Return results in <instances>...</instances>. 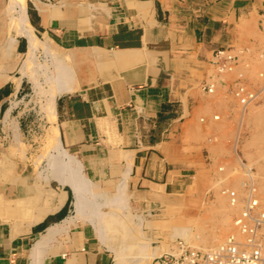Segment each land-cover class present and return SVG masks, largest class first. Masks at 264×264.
I'll return each instance as SVG.
<instances>
[{
	"label": "crops",
	"instance_id": "1",
	"mask_svg": "<svg viewBox=\"0 0 264 264\" xmlns=\"http://www.w3.org/2000/svg\"><path fill=\"white\" fill-rule=\"evenodd\" d=\"M24 4L21 24L0 0V264H116L105 244L129 233L125 216L162 219L189 180L198 194L218 192L217 180L232 186L242 134L264 120V0ZM29 35L35 53L47 39L63 60L50 112L45 94L30 102L21 72ZM217 49L236 56L228 70L217 71ZM236 84L255 98L244 105ZM73 176L83 183L79 213Z\"/></svg>",
	"mask_w": 264,
	"mask_h": 264
},
{
	"label": "rangeland",
	"instance_id": "2",
	"mask_svg": "<svg viewBox=\"0 0 264 264\" xmlns=\"http://www.w3.org/2000/svg\"><path fill=\"white\" fill-rule=\"evenodd\" d=\"M8 7L11 8L7 5V10L10 9ZM61 58L50 48L48 51L35 53V62L29 66L27 74L29 80L30 77L36 78L41 92L36 94L31 87L30 102L34 99L35 105L41 104V100H37L52 87L51 79H54L56 73L59 72L62 79L65 70ZM242 135L247 136V148H243V158L239 155L240 166L238 171H234L238 176L233 178L231 187H222L221 181L217 180L215 186L220 185L218 192L205 188L198 194V182L189 180L188 192H183L179 197H169L167 211L163 212L162 219L155 212H135L130 218L129 215L123 218L130 225V243H124V239H120L122 242L119 241L121 243L117 245L124 253V260L120 264H152L156 256L174 251L179 246V241L184 242V247L204 249L219 244L229 234L238 235L232 222L241 210V202L237 200L230 204L229 192H234L235 197L241 198L243 192L252 191L256 196L264 198V120L263 124L253 125L248 133ZM40 139L42 140V134ZM171 233L179 234L171 236ZM110 244L112 245L109 241L105 247L115 258Z\"/></svg>",
	"mask_w": 264,
	"mask_h": 264
},
{
	"label": "built area",
	"instance_id": "3",
	"mask_svg": "<svg viewBox=\"0 0 264 264\" xmlns=\"http://www.w3.org/2000/svg\"><path fill=\"white\" fill-rule=\"evenodd\" d=\"M235 60L236 56L229 49L213 52L218 72L228 70ZM206 90L211 91V87ZM234 94L243 104L255 98V94L241 84L235 85ZM229 196L230 204L241 202V210L233 220L238 235L229 234L207 249L184 247L183 241H179L174 251L156 256L152 264H264V198L252 191L243 192L241 198L235 197L234 192H229Z\"/></svg>",
	"mask_w": 264,
	"mask_h": 264
},
{
	"label": "bare ground",
	"instance_id": "4",
	"mask_svg": "<svg viewBox=\"0 0 264 264\" xmlns=\"http://www.w3.org/2000/svg\"><path fill=\"white\" fill-rule=\"evenodd\" d=\"M9 4H10V6H11V8L13 9V7L15 8L16 7V13H17V20L22 24H26V22H25V4H24V0H9ZM8 8H10V7H8ZM20 24V25H21ZM26 26V25H25ZM22 27V26H21ZM27 28V27H26ZM24 35H25V33H24ZM30 36V35H29ZM44 41V40H43ZM37 43H38V41H37V39L33 36V35H31L29 38H28V50H27V52H26V55H25V58H24V60H23V63H22V66H21V72H25V70L26 69H28L29 68V66L31 65V64H33V62H35V51H36V48H37ZM44 50H46V51H48V48H49V41L46 39L45 40V42H44ZM240 52V51H239ZM261 56H262V54H260ZM240 56V55H239ZM241 57V56H240ZM259 57V56H258ZM249 64V63H248ZM246 65V64H245ZM244 66V65H243ZM255 66V65H254ZM232 68V67H231ZM256 68V67H255ZM258 68V67H257ZM232 70V69H231ZM234 70V69H233ZM228 72H230V71H228ZM230 74V73H229ZM23 75V74H22ZM46 76V75H45ZM237 76H238V74H237ZM47 77V76H46ZM30 82H31V87L33 88V90L35 91V93L36 94H39L40 92H41V88H40V84L38 83V81L36 80V78H33V77H30ZM63 80L61 79V76H60V74H59V72L58 73H56L55 75H54V79L52 80L51 79V85H52V87L49 89V90H47L44 94H45V96H46V106H45V110L47 111V112H50L51 111V105H52V102H53V99H54V97L57 95V94H59L61 91H63L64 89H63ZM48 86V85H47ZM46 86V87H47ZM262 86V85H261ZM264 86V85H263ZM262 86V87H263ZM245 88V87H244ZM259 92V91H258ZM256 94V93H255ZM262 95V94H261ZM259 96V95H258ZM44 97V96H43ZM262 101V100H261ZM42 103V102H41ZM256 104V103H255ZM245 105V104H244ZM259 105V104H258ZM243 108V107H242ZM52 116V115H51ZM51 119V118H50ZM55 119V118H54ZM50 121V120H49ZM240 121V120H239ZM239 123V122H238ZM240 124V123H239ZM238 130V129H237ZM50 131V130H49ZM52 131V130H51ZM236 137V136H235ZM49 139L50 140H55V142H56V140H57V134H56V132L53 130V132H51L50 133V137H49ZM51 144V143H50ZM59 154V153H58ZM56 155V154H55ZM53 158V157H52ZM61 158V157H60ZM66 159V158H65ZM51 160V159H50ZM55 160V159H54ZM56 160H57V158H56ZM74 160V159H73ZM66 161H68V160H66ZM240 161V160H239ZM76 164V163H75ZM77 166V165H76ZM74 168V167H73ZM76 168V167H75ZM77 169V168H76ZM57 170V169H56ZM73 170V169H72ZM75 172V171H74ZM77 172V171H76ZM62 181V180H61ZM64 181V180H63ZM69 183H70V185H71V187H72V190H73V192H74V199H73V205H74V212H76V213H79L80 212V208L82 207L81 206V193L80 192H82L83 191V183L81 182V179L80 178H78V177H71V181H68ZM92 188V187H91ZM91 188H90V190H91ZM250 188V187H249ZM91 194V193H90ZM84 195V194H83ZM94 195H95V193H94ZM84 199V198H83ZM86 199V198H85ZM89 202H91V201H89ZM95 202V201H94ZM93 202V203H94ZM84 203H86V202H84ZM83 203V204H84ZM105 203V202H104ZM90 204V203H89ZM94 204H96V203H94ZM110 205V204H109ZM81 206V207H80ZM89 207H91V206H89ZM111 207V206H110ZM113 207H115V206H113ZM93 208V207H92ZM105 208V207H104ZM117 208V207H116ZM96 209H98V208H96ZM120 210V209H119ZM122 211V210H121ZM120 212V211H119ZM108 212H106V214H107ZM123 213V212H122ZM121 213V214H122ZM127 213V212H126ZM124 214V213H123ZM111 215V214H110ZM102 217V216H101ZM101 217H99V214H98V211L97 210H94V212L92 213V215H91V218H90V220L91 221H93V223L96 225V228L98 229V232H100V233H102V229L100 228V225H99V222H98V218L100 219ZM103 217H104V215H103ZM107 217H109V216H105L104 218H107ZM119 217V216H118ZM120 217H121V215H120ZM123 217V216H122ZM113 218V217H112ZM115 219H117L118 220V218H115ZM120 219H122V218H120ZM110 220V219H109ZM114 221V220H113ZM119 221V224L120 223H122L120 220H118ZM123 221V220H122ZM112 222V221H111ZM110 221H109V223H111ZM117 221H115V223H116ZM233 223V222H232ZM104 225H106L105 223H103ZM113 224H114V222H113ZM102 225V224H101ZM108 225V224H107ZM117 225H118V223H117ZM126 225V224H125ZM114 226V225H113ZM119 226H121V224L119 225ZM122 226H124V223H123V225ZM104 227H106V226H104ZM118 227V226H117ZM126 227V226H125ZM128 227V226H127ZM115 228V227H114ZM111 229V228H110ZM116 229V228H115ZM105 230V229H104ZM128 230V229H127ZM176 230V229H175ZM264 230V229H263ZM107 232V231H106ZM111 234H112V232L111 231H109ZM177 232H179V231H177ZM109 233V234H110ZM115 235H114V237H112L111 239H109V240H112L113 242H112V245H111V250H113V252H114V254H115V262H116V264H120V262L122 261V260H124V257H123V252L121 251V249H119V247L117 246L118 245V243H121L122 241L120 240V239H124L123 240V242L125 243V242H129V238H128V236L127 237H125L126 235V233H128V231H126L125 232V234H123V233H121V232H119V229H118V231L117 230H115ZM113 233V234H114ZM180 233V232H179ZM179 233H171L172 235L171 236H175V235H177V234H179ZM108 233H106V235H107ZM108 234V235H109ZM110 234V235H111ZM125 235V236H124ZM228 235V234H227ZM264 236V235H263ZM107 237V236H106ZM115 238V239H114ZM126 240V241H125ZM119 241H121V242H119ZM223 241V240H222ZM130 243V242H129ZM184 243V242H183ZM114 244V245H113ZM139 246V245H138ZM138 246H137V248H138ZM208 247V246H207ZM142 248H144V247H142ZM201 249H203V248H201ZM204 249H207V248H204ZM149 251V250H148ZM123 253V254H122ZM152 254V253H151ZM150 254V255H151ZM154 254V253H153ZM152 254V255H153ZM137 256V255H136ZM154 256V255H153ZM140 257V256H139ZM150 257V256H149ZM142 259H144V258H142ZM148 259V258H147ZM129 262V261H128ZM124 263V262H123Z\"/></svg>",
	"mask_w": 264,
	"mask_h": 264
}]
</instances>
